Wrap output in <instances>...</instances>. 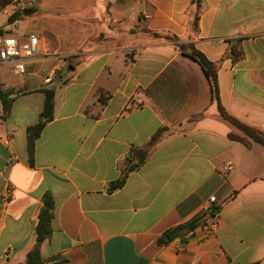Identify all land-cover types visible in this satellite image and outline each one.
Segmentation results:
<instances>
[{
	"label": "crops",
	"instance_id": "obj_1",
	"mask_svg": "<svg viewBox=\"0 0 264 264\" xmlns=\"http://www.w3.org/2000/svg\"><path fill=\"white\" fill-rule=\"evenodd\" d=\"M10 6L34 8L16 31L41 38L27 74L43 82L0 78L13 99L6 115L0 102V264L26 263L47 193L44 264H264V150L231 137L245 136L180 51L193 44L220 63L222 107L264 133V0H13L0 13ZM44 89L55 91L54 118L30 154ZM160 130L146 162L109 191ZM215 207L214 231L167 236Z\"/></svg>",
	"mask_w": 264,
	"mask_h": 264
},
{
	"label": "trees",
	"instance_id": "obj_2",
	"mask_svg": "<svg viewBox=\"0 0 264 264\" xmlns=\"http://www.w3.org/2000/svg\"><path fill=\"white\" fill-rule=\"evenodd\" d=\"M12 1L13 0H0V8L10 5ZM195 2L197 3L199 2V0H194V3ZM33 12H34V8H30V7L17 9L16 11H13V13L11 14L9 18V23L15 24L19 21H22L30 17ZM197 24H198V17H196L194 20V27H197ZM180 51L182 55L194 60L201 66L210 84L212 91V100L216 101L219 115L226 121L232 123L245 136V137H240L237 135H232L231 137L234 140H237L246 146L249 145L247 138H250L254 142L264 147V133L262 131L240 122L238 119L232 117L222 107L219 101V91H218V81H217L218 80L217 72L219 70L220 63L209 61L206 58V56L198 49H196V47L193 44H182L180 46ZM228 56L232 58L233 62H238L243 59L244 54L237 46H235V44H233L229 49ZM42 92L45 95V101H44L43 111L41 113L40 122L37 125L30 127L28 129L30 154L33 153L34 142L40 137L46 124L52 121L54 118L55 91L54 89H44ZM0 102L2 103L4 114L5 115L8 114L13 99L10 98L9 93L2 90L1 86H0ZM161 133L162 130L158 131V133L154 135L148 147L139 150L134 149L132 151L130 157L128 158V165L124 175L122 176V178L109 185L108 188L109 191L114 192L121 189L126 182V178L128 174L138 169L146 162L149 154V147L155 145V143L159 140ZM43 201H44V206L41 209L39 215V223L36 229L38 244L28 254L25 264H44L40 254L39 245L42 242H44L46 239H48L52 234V221L54 219L55 203L53 196L50 193L45 194ZM217 211H218L217 207L212 208L211 210L204 211L201 214L194 217L193 219H191L190 221H188L187 223H184L168 231L167 236L170 239H172L175 237L184 236L191 232H194L197 228L203 225L208 218L213 217Z\"/></svg>",
	"mask_w": 264,
	"mask_h": 264
},
{
	"label": "built area",
	"instance_id": "obj_3",
	"mask_svg": "<svg viewBox=\"0 0 264 264\" xmlns=\"http://www.w3.org/2000/svg\"><path fill=\"white\" fill-rule=\"evenodd\" d=\"M13 12L3 10L5 21L0 23V66L7 65L17 76H25L28 72V64L40 58L41 38L36 33L20 34L16 31V24H10L9 18ZM51 79H46L49 83ZM232 164L224 167V172L233 171ZM210 202H215L212 197ZM215 222L204 223L200 227L205 232H211L216 229Z\"/></svg>",
	"mask_w": 264,
	"mask_h": 264
},
{
	"label": "rangeland",
	"instance_id": "obj_4",
	"mask_svg": "<svg viewBox=\"0 0 264 264\" xmlns=\"http://www.w3.org/2000/svg\"><path fill=\"white\" fill-rule=\"evenodd\" d=\"M13 10L14 9L11 6L7 8L8 12H12ZM16 10H14V11H16ZM102 19H103V21L108 23V20L106 18L103 17ZM3 20H4V16H3V14L0 13V23H3ZM30 21H31V19L29 18V19H27V20H25L23 22H20L19 23L20 30H24L25 31L26 30V26L30 25ZM125 26L129 27V26H131V24L128 22L127 24H125ZM67 58L70 61L73 60L74 58L77 59L75 56H68ZM6 77L12 78L17 83L28 84L31 87L34 84H40V83L43 82V80H42L43 78H42L41 75L38 76L35 73H29V74H26L25 76H17V75H14L13 71L9 68V66L1 65L0 66V78H6ZM261 147L264 150V147L263 146H261Z\"/></svg>",
	"mask_w": 264,
	"mask_h": 264
}]
</instances>
